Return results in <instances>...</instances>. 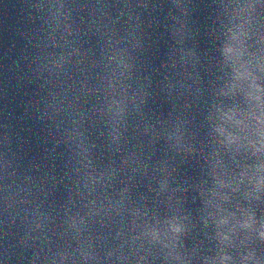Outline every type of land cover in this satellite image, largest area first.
<instances>
[{"label": "water", "instance_id": "water-1", "mask_svg": "<svg viewBox=\"0 0 264 264\" xmlns=\"http://www.w3.org/2000/svg\"><path fill=\"white\" fill-rule=\"evenodd\" d=\"M246 4L256 5L249 32L259 27L257 34H264V0H184L186 16L173 0H0V264H52L62 255L64 264H143L139 246L151 248L143 231L173 216L188 217L176 249L187 264H219L225 253L242 260L241 253L250 251L264 261L258 232L264 193L249 205L246 181L239 192L221 190L231 202L209 195L217 177L232 181L248 165L251 175L264 163V154L253 156L250 146L237 152L236 146L221 145L214 131L217 107L248 108L244 91L221 94L231 77L221 52L232 27L229 16L248 18L239 11ZM182 25L183 43L177 35ZM133 31L140 41L132 52L133 87L148 95L138 111L129 103L114 140L111 117L102 111L105 54L112 52L109 36L131 47ZM49 37L59 46L41 43ZM262 49L253 43L249 52L264 60ZM182 52L194 55L185 60ZM61 56L63 68L55 63ZM250 72L264 88V68L253 60ZM61 101L56 115L49 104ZM73 118L84 133L91 169L83 167L87 160L77 155V144L59 130L72 127ZM178 123L185 131L179 150L168 139ZM246 123L259 129L255 119ZM252 138L259 141L258 135ZM92 169L104 177L95 185L88 182ZM210 198L238 217L252 208L258 223L250 243L239 244L249 235L239 230L232 238L235 248L222 245L217 221L227 211L209 217ZM71 217L84 218L80 234L71 228ZM133 236L140 239L126 244ZM84 249L98 260L86 261ZM167 252L156 245L159 258L149 254L146 261L169 264Z\"/></svg>", "mask_w": 264, "mask_h": 264}, {"label": "clouds", "instance_id": "clouds-1", "mask_svg": "<svg viewBox=\"0 0 264 264\" xmlns=\"http://www.w3.org/2000/svg\"><path fill=\"white\" fill-rule=\"evenodd\" d=\"M174 4L181 9H184L185 16L187 15V10L184 6V0H173ZM62 7V6H61ZM222 7L225 11H228L229 5L227 3L223 4ZM256 8L255 4H246L240 6L239 11L248 14V18L241 19L239 12H234V14L229 16V23L232 27L228 28V39L223 43L221 52L224 58V63L226 68L231 69L230 83L225 89H221V94L225 97L236 96L238 91H244L245 98L248 101V108L242 109L237 105H233L231 108L217 107L216 113L218 114L219 123L215 125L214 131L221 137L219 143L221 145H226L230 150L233 146H236V151L239 152L241 148L255 149L252 152L253 156L257 154H264V88L256 82V78L252 76L250 68L252 66L253 60L259 67L264 68V60H260L255 57L254 54L249 52L252 44L264 45V34H257L259 32V27H257L256 32L250 33L248 26L251 25V13ZM240 22H237V21ZM259 23V22H258ZM184 25H182L177 30V35L181 37L180 42L183 43L184 35ZM253 36L255 40L253 41ZM129 38L134 39L131 47L127 45V42L115 41L112 36H109V45L112 46V52L105 54V74L101 77L100 88L106 89V95H104L103 104L106 107H102V111L108 113L111 117L110 123L113 125L114 140L119 139L118 125L120 121L125 117L129 103L133 105V109L138 111L141 105L144 103V97L148 93L144 88L140 87L138 84L133 87L135 81L132 79L133 69L135 65L131 63L132 52L135 50L136 46L140 44L139 39L136 37L135 31L129 33ZM46 47L51 44H57L58 41L54 37H49L48 40H41ZM264 51V49H262ZM182 58L188 55H194L191 52L181 53ZM252 56V59H247V57ZM44 59L47 61L48 56L46 55ZM65 58L60 57L59 60L55 61L60 68H63ZM194 66V65H193ZM43 67V65L41 66ZM247 85V87H245ZM100 89H96L99 91ZM92 91V89H89ZM103 95V93H102ZM137 98H139L140 103H137ZM64 101L60 103L52 102L49 104V108L56 115L61 112V106ZM255 105V107H253ZM257 109L260 110L259 114ZM46 114H48L46 112ZM83 118V113L80 114ZM55 119V117H53ZM211 119V117H209ZM255 119L258 122L259 129L253 131V127L250 123H246V120ZM72 127H64L59 130L65 134L66 138H70L72 143L77 144L80 148V152L77 155L83 157L87 160V164L83 167L86 169H91V159L88 156V150L84 145V133L80 131V125L75 118L72 120ZM59 128V126H58ZM184 135L185 131L182 124H177L175 131L168 135V139L175 140L177 149L185 147L184 145ZM253 135L259 136V141L253 139ZM190 147V146H189ZM75 158V157H74ZM78 163H82L79 162ZM217 165L223 169L225 166L222 162L217 161ZM249 169H252L251 165L246 167L245 171L239 173L235 176L232 181L222 179L217 177L216 188L212 189L209 193L210 197L218 198L221 201L231 202V198L226 193L221 195V190L225 188L231 189L233 192H239L242 190L241 186L245 185L247 181L248 190L245 192V196L251 205L253 199L259 201L261 199L260 194L264 193V163L255 166L251 175L249 174ZM94 169L87 172L88 182L92 184H98L103 180V174L98 178L93 175ZM238 182V183H236ZM162 190H166V185H162ZM127 191V189L125 190ZM173 191H176L173 189ZM171 199V197H170ZM95 203V202H94ZM179 203V201H178ZM207 215L209 217H214L218 213H224L227 211V216H221L217 221L218 236L221 239L222 245H230L233 248L236 247V243L233 241V236L239 230H246L249 235L245 239L239 240L240 245H245L251 242L250 233L255 230L258 223L256 218V213L251 207L246 210L242 209L241 205H237L238 209H242V216L238 217L236 211H228L224 209L221 204L216 203V199H208L206 202ZM215 209V211H213ZM50 219V217H49ZM188 217L173 216L164 221L163 226L157 221L155 227L146 228L142 235L145 240L151 245V248L145 249L144 244H140L139 250L144 251L145 255L139 257V261L143 264H151V262L146 261V256L152 254L154 259L159 258L155 254V246L160 245L163 249H168L166 260H175L178 264H187L182 254L176 249L179 247L178 241L181 234L187 231V227L183 221L187 220ZM85 223L84 218L76 217L70 218V226L75 230L77 234L82 232L81 225ZM259 237L264 240V222H259ZM139 236H133L131 240H126L125 243L133 245L139 240ZM87 243V241H85ZM91 247V246H89ZM121 249L124 245L122 244ZM81 251V249H77ZM223 251V248L221 249ZM82 254L86 261H96L98 257L94 251L84 249ZM108 257H112L114 253L110 252L107 254ZM243 257L239 260L230 254H223L219 258V264H264V261L257 258L255 251H250L247 254L241 253ZM122 259H128L121 256ZM67 260L66 255H62L59 258L53 259L52 264H64ZM215 264V262H214Z\"/></svg>", "mask_w": 264, "mask_h": 264}]
</instances>
